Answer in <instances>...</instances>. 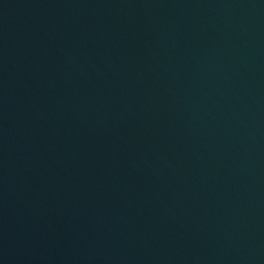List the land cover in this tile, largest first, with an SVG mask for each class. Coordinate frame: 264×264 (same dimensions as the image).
Returning <instances> with one entry per match:
<instances>
[{"label":"water","instance_id":"water-1","mask_svg":"<svg viewBox=\"0 0 264 264\" xmlns=\"http://www.w3.org/2000/svg\"><path fill=\"white\" fill-rule=\"evenodd\" d=\"M0 264H264V0H0Z\"/></svg>","mask_w":264,"mask_h":264}]
</instances>
